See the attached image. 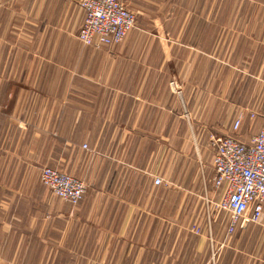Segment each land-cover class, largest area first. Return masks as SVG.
<instances>
[{"label":"crops","instance_id":"obj_1","mask_svg":"<svg viewBox=\"0 0 264 264\" xmlns=\"http://www.w3.org/2000/svg\"><path fill=\"white\" fill-rule=\"evenodd\" d=\"M78 2L0 0V264H264V210L227 236L196 198L223 192L209 135L264 129V0H121L110 50L77 39ZM43 167L86 184L77 205Z\"/></svg>","mask_w":264,"mask_h":264},{"label":"built area","instance_id":"obj_2","mask_svg":"<svg viewBox=\"0 0 264 264\" xmlns=\"http://www.w3.org/2000/svg\"><path fill=\"white\" fill-rule=\"evenodd\" d=\"M78 5L85 12L83 26L77 34L83 46L110 50L121 44L135 27V14L120 0H79ZM170 86L175 94H180L176 82H170ZM250 117L254 118L255 114L251 113ZM240 124L239 115L233 130H238ZM209 140L213 168L211 186L215 191L223 189L219 201L211 203V210L213 214L222 211L228 215L226 235L229 236L242 223H258L264 210V129L248 144L212 134ZM40 180L54 196L72 206L79 203L86 189L81 180L49 167L41 168ZM161 182L159 178L154 179L155 185ZM192 231L200 233L196 227Z\"/></svg>","mask_w":264,"mask_h":264},{"label":"rangeland","instance_id":"obj_3","mask_svg":"<svg viewBox=\"0 0 264 264\" xmlns=\"http://www.w3.org/2000/svg\"><path fill=\"white\" fill-rule=\"evenodd\" d=\"M121 1V0H120ZM210 136V135H209ZM211 145V144H210ZM212 148V147H211ZM64 173V172H63ZM212 176H213V168H212V174H211V176L209 177V179H208V183H209V185H211V178H212ZM80 180V179H79ZM82 181V180H81ZM83 182V181H82ZM84 183V182H83ZM85 184V183H84ZM85 187H86V184H85ZM212 187V186H211ZM198 200H200L201 202H205V205H209V206H211V203L212 202H215V201H210V200H206V198L204 197V196H198V197H196ZM205 199V200H204ZM209 214H211V215H209V218L211 219V220H213L214 219V217H215V214H212V212L211 213H209Z\"/></svg>","mask_w":264,"mask_h":264}]
</instances>
